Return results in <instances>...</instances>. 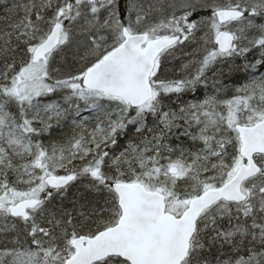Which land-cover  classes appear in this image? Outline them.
Returning a JSON list of instances; mask_svg holds the SVG:
<instances>
[{"label": "snow or ice", "instance_id": "6c2138e0", "mask_svg": "<svg viewBox=\"0 0 264 264\" xmlns=\"http://www.w3.org/2000/svg\"><path fill=\"white\" fill-rule=\"evenodd\" d=\"M0 264H264V0H0Z\"/></svg>", "mask_w": 264, "mask_h": 264}]
</instances>
